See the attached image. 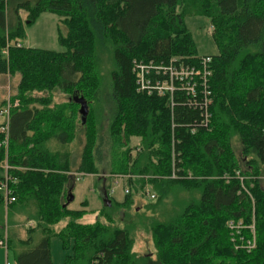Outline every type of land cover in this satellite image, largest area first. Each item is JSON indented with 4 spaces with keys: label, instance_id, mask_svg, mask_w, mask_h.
<instances>
[{
    "label": "trees",
    "instance_id": "obj_1",
    "mask_svg": "<svg viewBox=\"0 0 264 264\" xmlns=\"http://www.w3.org/2000/svg\"><path fill=\"white\" fill-rule=\"evenodd\" d=\"M21 12L27 13L25 23ZM43 12L57 15L66 27V35L59 33L65 52L23 44L26 26ZM190 15L208 17L219 51L208 66V126L201 82L195 96L177 91L169 99L139 90L134 71L135 62L202 69L184 21ZM105 64L111 67L107 77ZM17 73L21 80L15 99L20 102L11 113L8 146L0 133V170L7 163L15 181L9 217L21 215L28 226L25 238H18L14 229L8 238L16 264H52L53 237L71 251L64 264H264V0H0V76ZM168 77L169 72L152 77L151 84ZM105 78L111 96V159L105 168L135 178L127 180L130 192L121 201L109 195L111 186L103 182L102 199L106 195L111 206L104 204L96 223L84 225L78 220L85 211L68 208L76 181L70 175L72 157L50 152L48 145L53 141L65 147L74 138L71 119L80 107L74 99L84 98L89 113L85 123L80 115L86 143L78 171L100 174L105 143L92 105L97 110L101 103ZM53 90L74 93L71 119L63 117L65 108H49L52 98H30L32 92ZM236 135L247 160L245 171L232 162L231 138ZM133 138L141 139L134 155L129 148ZM172 141L176 162L171 179ZM147 186L157 194L150 207L156 217L145 227L155 261L134 252L128 228L99 219L108 217L105 211L114 205L117 210L131 204L136 194L145 196ZM4 204L0 192V210ZM231 222L245 226L232 230ZM9 225L15 226L12 221ZM252 226L255 242L248 249ZM4 230L2 225L0 239Z\"/></svg>",
    "mask_w": 264,
    "mask_h": 264
},
{
    "label": "rangeland",
    "instance_id": "obj_2",
    "mask_svg": "<svg viewBox=\"0 0 264 264\" xmlns=\"http://www.w3.org/2000/svg\"><path fill=\"white\" fill-rule=\"evenodd\" d=\"M21 18L23 23L26 22L27 13L21 12ZM185 24L190 31L193 40L195 42L198 55L199 56H214L218 54V48L212 37V27L208 17L204 15H190L185 17ZM63 35L67 34L66 27L61 23L60 18L57 15H54L49 12L41 13L34 21V23L26 26V39L24 41V45L29 48L47 50V51H55V52H65L66 49L60 45L59 43V33ZM21 42V41H20ZM18 42L17 47H20L22 44ZM111 67L108 64H105L103 67V71L106 73ZM21 80L20 74L0 76V106H6L8 104L15 105L19 104L18 99H15L17 93V87ZM109 84L108 78H105V85L103 86V97L101 99L100 105H98V109H96V105H92V114L97 119V125L99 126V133L102 136V140H104V145L102 146L103 152V162L99 166L100 174L96 175L100 178H108L101 179L100 181L96 176L93 175H84V173L78 171V167L81 162V156L83 153V148L85 145V126L81 124L79 110L80 107L76 108L78 116L74 115V107L70 106V99L74 96V93H63L62 91L53 90V91H36L31 93V99L33 98H52V103L49 105V108L52 110L56 109H64L63 117L69 118L72 113V123L75 129L74 138L65 146L62 147L52 141L48 145V149L50 152H67L70 154L72 160V168L70 170V175L76 176L74 192H73V200L68 202V208L76 211H85L83 217H81L78 222L84 225L95 224L98 215L101 211L104 210V201L102 199V184L103 182H107L113 188V181L116 176L123 177L124 182L133 178L134 176L128 174H111L108 168H105L109 162L111 157L109 156V148L111 147V143L109 142V134L107 132L109 119H110V108H111V99L109 92ZM162 92V91H161ZM160 97H167L169 99L172 96L163 91L159 94ZM167 99V100H169ZM39 109H44V106L36 105ZM16 107V106H15ZM15 108H12V110ZM11 110V113H12ZM95 110V111H94ZM59 111V110H58ZM65 117V118H66ZM2 119L0 118V122ZM108 141V143H106ZM173 141L171 142V150L170 156H168L169 161H171V179L173 177V171L175 170V162L176 155L172 149ZM141 146V139L133 138L130 141L129 148H132V154H135V148H139ZM231 148L234 155V160L236 165L241 168L242 171H245V163L246 158L243 157V147L240 142V138L238 135L233 136L231 138ZM119 152V150H118ZM168 154V153H167ZM105 169H104V168ZM169 168V167H168ZM240 170V171H241ZM3 175V172L0 170V176ZM135 178V177H134ZM240 182L242 183L243 191L248 192L244 187L245 177L240 175ZM261 187L264 189V176H261ZM123 188V187H122ZM121 187L117 188L115 193L113 194V199L115 201L123 200L125 193ZM185 198L188 195L183 194ZM170 202H173V198L170 199ZM157 203L155 201H149L146 196H141L136 194L133 197V202L131 204L126 205V207H120L119 209H115V205L112 210L105 211L108 213V217H99L101 223L110 224L108 226H113L120 229L128 228L131 233L133 239H135L134 252H136L139 256H148V258L152 261L156 260V249L154 247V243L151 237V233L147 232L145 227L149 225L152 217H156L153 215V210L150 207ZM4 209L0 210V227L4 225L3 239L7 240L10 237L11 230L17 235L18 238L26 237V225L25 218L21 215L13 214L11 217L9 212V206L4 204ZM110 217V218H109ZM10 221H12L15 226L10 228ZM66 223H62L60 227H63ZM245 226V225H244ZM243 226V227H244ZM37 235L35 239L38 237ZM50 252L52 258V264H64V261L68 255H70L71 251H65L63 249V245L61 240L58 237H53L50 242ZM16 264L15 254L13 251H5L4 249H0V264Z\"/></svg>",
    "mask_w": 264,
    "mask_h": 264
},
{
    "label": "built area",
    "instance_id": "obj_3",
    "mask_svg": "<svg viewBox=\"0 0 264 264\" xmlns=\"http://www.w3.org/2000/svg\"><path fill=\"white\" fill-rule=\"evenodd\" d=\"M4 55H7L8 52L4 51ZM202 69H195L194 67H184L182 64L180 66H175L171 62L170 66L164 68L159 67L156 68L152 64H144L142 62L134 63V71L137 74V83L140 87L139 90H148V93H151L153 91L157 92V94L162 93L163 91H166L169 93L172 98L173 95L177 91H185L188 94L195 96V90L198 81L201 82V84L204 87V98H205V125L208 126L211 121V114L208 111V107L210 106L211 102L209 99L210 93L207 90V82L208 77L211 75L210 70L208 69V66L210 65L212 58L210 56H201L200 57ZM154 72V73H153ZM163 72V73H162ZM165 72H169L168 80L165 81H158L154 80V84H151V80L155 78V76H159L160 74H165ZM153 77V78H152ZM162 91V92H161ZM18 105H6L0 107V118L2 121L0 122V133L4 134L6 136V139L4 141V145L8 146V138H9V122L11 118V110L12 108H15ZM3 169V180L0 181V192H2L5 196L6 205L9 206L10 204L14 203L16 200L12 196V192L10 190V185L14 184L15 181L8 175V171L10 170V167L6 163L2 167ZM175 178V174L173 173V177ZM113 188L111 187L109 190V195L113 196L116 189L119 187H123V191L125 194H128L130 192V188L128 186L127 182H124L123 177L116 176L113 181ZM145 196L149 199V201H155L157 200V194L156 192L149 186H147L144 189ZM242 222L239 223H230V228L232 230L239 231L241 228H243ZM252 233H253V241L248 242V249H251L254 247L255 242V236H254V226L251 227ZM0 249H4L6 252L8 251V242L5 239H0ZM6 264H9L8 262Z\"/></svg>",
    "mask_w": 264,
    "mask_h": 264
},
{
    "label": "water",
    "instance_id": "obj_4",
    "mask_svg": "<svg viewBox=\"0 0 264 264\" xmlns=\"http://www.w3.org/2000/svg\"><path fill=\"white\" fill-rule=\"evenodd\" d=\"M74 100H75V102L80 104V111L79 112H80V115L82 117V123H85L87 120V117H88V113H89L88 104L84 98H75ZM71 200H73V195L70 197L69 202ZM103 201H104V204H106L107 206H109V207L111 206V203L108 200V198L106 197V195H105V200H103Z\"/></svg>",
    "mask_w": 264,
    "mask_h": 264
},
{
    "label": "crops",
    "instance_id": "obj_5",
    "mask_svg": "<svg viewBox=\"0 0 264 264\" xmlns=\"http://www.w3.org/2000/svg\"><path fill=\"white\" fill-rule=\"evenodd\" d=\"M0 88H2V87H0ZM64 226H65V225H64ZM64 226H63V227H64Z\"/></svg>",
    "mask_w": 264,
    "mask_h": 264
}]
</instances>
